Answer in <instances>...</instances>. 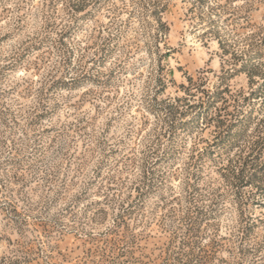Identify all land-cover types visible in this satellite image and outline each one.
Here are the masks:
<instances>
[{
	"label": "rangeland",
	"instance_id": "rangeland-1",
	"mask_svg": "<svg viewBox=\"0 0 264 264\" xmlns=\"http://www.w3.org/2000/svg\"><path fill=\"white\" fill-rule=\"evenodd\" d=\"M0 264H264V0H0Z\"/></svg>",
	"mask_w": 264,
	"mask_h": 264
}]
</instances>
